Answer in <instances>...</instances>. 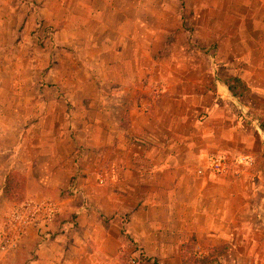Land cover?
I'll list each match as a JSON object with an SVG mask.
<instances>
[{
	"label": "crops",
	"instance_id": "0c3cea01",
	"mask_svg": "<svg viewBox=\"0 0 264 264\" xmlns=\"http://www.w3.org/2000/svg\"><path fill=\"white\" fill-rule=\"evenodd\" d=\"M177 2L172 15L169 0H0V57L41 50L36 40L45 25L55 28L48 39L59 34L66 46L81 40L98 49L96 68L87 69L98 71L100 81L96 117L92 123L89 113L82 118L85 169L66 162L67 176L59 182L50 176L61 167L53 160L41 179L45 189L71 186L74 192L60 207L70 218L55 221L51 236H33L40 239L37 248L50 249V264H124L123 253L131 250L149 263L181 264V246L192 236L206 246L202 255L225 242L235 263L247 249L264 246L257 165L237 175L195 174L212 153L258 158L264 149L257 124L264 118V0ZM153 7L160 16L149 11ZM155 47H167L166 55L155 59ZM4 62L0 134L11 120L27 119L24 67L10 79ZM232 77L249 91L232 96L224 83ZM170 82L180 89L177 96H150ZM36 118L53 121L57 136V112ZM0 152L3 158L8 153ZM3 158L0 188L9 167ZM71 177L75 184L69 185ZM6 202L0 189V213Z\"/></svg>",
	"mask_w": 264,
	"mask_h": 264
},
{
	"label": "rangeland",
	"instance_id": "374dc122",
	"mask_svg": "<svg viewBox=\"0 0 264 264\" xmlns=\"http://www.w3.org/2000/svg\"><path fill=\"white\" fill-rule=\"evenodd\" d=\"M169 1H171L169 8L171 13L176 12L179 6L177 1L180 0ZM173 1L175 4L172 3ZM146 10L148 8L139 9V11ZM149 11H152L154 16H160L161 14V9L158 7L149 8ZM41 27L42 25H40ZM54 30L55 28L53 27L44 26L43 33L45 35L43 37L38 36L36 40V44L40 45L41 50H37L36 53L31 51V53L23 56L11 53L7 57H0L2 61H5L4 64H9L10 79L17 78V67L20 69L24 67L22 76L26 83L23 89V96L26 98L24 111L27 113L25 121L11 120L9 122L10 127L4 129V132L0 134V151L8 152L6 157V154L3 155L4 158L1 157L0 152V158H3L4 163L7 162L9 166L4 176L8 172H12L17 177V180H21L16 191L11 194L12 197L7 198V202L0 213V222L5 213L10 212L13 208L29 199L51 201L59 208L51 223L46 226V230L40 232L35 228H27L24 230V235L16 248L11 249L9 252L0 250V264H50V259L52 258L49 255L50 249L47 247L44 251L37 248V241L40 239L34 241L33 236L35 233L38 237L51 236L53 232L52 224L55 221L60 222L64 218H70L68 214L61 212L60 207L64 205L62 203L63 198L67 195H74V192H72L71 186L45 189L41 179L50 174L48 164L53 160L59 162L61 167L54 169L50 176L59 182L65 180L69 163L73 162L78 165V170L85 169L82 161L84 160V150L88 142L87 138L81 133L82 118L86 120L89 113L90 123H92L93 118L96 117L94 115H96L97 104L93 103V98L98 93V83L100 81L98 71L89 72L87 69H89V65H95L96 68L98 56L94 53H97L98 49L88 48L85 42L81 40L76 41L78 44L74 48L66 46L67 41L64 35L55 34L52 39H50L51 37L48 39ZM27 42L30 41H26V44ZM155 43L156 46L157 43L161 44V41L157 40ZM94 47H97L96 43ZM167 50V47L161 50L155 47V59L165 56ZM36 82H39L40 85H37ZM88 83L92 85L89 86ZM161 90L154 89L150 92V96L154 97L164 93L168 99H172V97L179 94L180 89L170 82L165 90ZM51 99H54V101ZM256 102L262 103L261 100ZM170 105L172 106V104ZM13 107H18L20 111L22 110L21 105H10L9 109L11 110ZM48 111H55L59 115L57 122L60 129H58L56 137H54L53 128L50 130V127H53V121L36 118L37 114L42 115ZM65 114H68L67 117ZM1 122L0 120V124ZM258 158L257 167L261 171L263 178V184L260 185V195L258 196L264 199V149L258 155ZM73 183L75 184V178L71 177L69 185ZM2 185L3 180L0 189H2ZM255 199L252 200L253 204L258 202ZM262 207L264 208V201ZM263 220L264 216L262 215ZM26 234H28L29 238L24 242ZM258 236L261 237L260 234ZM258 236L256 237L258 238ZM224 243L221 242L218 245ZM205 247L202 243L194 244L193 250H191L192 254L202 255L206 250ZM136 250L138 249L136 248ZM134 252L136 251L131 250L123 253V258L126 260L124 264H133L130 262L132 259L135 260L134 264H155L149 263V259L141 257V254H133ZM227 255V249H225L222 257L217 258L218 260L212 262V264H262L254 263L253 258L257 260H260V258L264 259V246H254L247 249V253L244 252L240 262L236 263L231 262L232 259L228 258ZM36 260L38 262L34 263Z\"/></svg>",
	"mask_w": 264,
	"mask_h": 264
},
{
	"label": "built area",
	"instance_id": "2783aa9c",
	"mask_svg": "<svg viewBox=\"0 0 264 264\" xmlns=\"http://www.w3.org/2000/svg\"><path fill=\"white\" fill-rule=\"evenodd\" d=\"M257 124L261 126L264 140V118L257 120ZM258 159L252 152L212 153L195 169V174L199 177L237 175L253 170L259 162ZM58 210V206L51 201L29 199L5 213L0 226V250L9 252L16 248L27 228H35L40 232L46 230ZM130 262L134 264L135 260Z\"/></svg>",
	"mask_w": 264,
	"mask_h": 264
},
{
	"label": "trees",
	"instance_id": "16d2710c",
	"mask_svg": "<svg viewBox=\"0 0 264 264\" xmlns=\"http://www.w3.org/2000/svg\"><path fill=\"white\" fill-rule=\"evenodd\" d=\"M230 94L232 96H240L246 94L249 89L246 83L238 77L227 78L224 80ZM21 180H17L14 173L8 172L3 178L1 192L5 198H11L12 193L16 191ZM57 216V215H56ZM196 244L195 238L192 236L185 241L181 246V264H212L223 255L226 246L225 244L210 247L204 255L192 254L193 246Z\"/></svg>",
	"mask_w": 264,
	"mask_h": 264
}]
</instances>
